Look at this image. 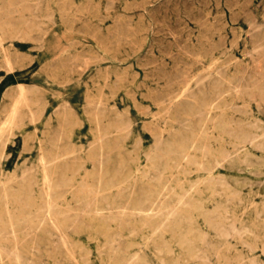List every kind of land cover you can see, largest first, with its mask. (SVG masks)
Here are the masks:
<instances>
[{"label":"rangeland","instance_id":"1","mask_svg":"<svg viewBox=\"0 0 264 264\" xmlns=\"http://www.w3.org/2000/svg\"><path fill=\"white\" fill-rule=\"evenodd\" d=\"M0 1V208L16 204L25 168L32 200L46 201L39 158L48 154L64 169V187L58 171L48 182L49 209L70 222L61 233L48 222L20 246L0 238V264H264V0ZM138 207L152 209L149 220ZM82 221L91 223L75 228Z\"/></svg>","mask_w":264,"mask_h":264},{"label":"bare ground","instance_id":"2","mask_svg":"<svg viewBox=\"0 0 264 264\" xmlns=\"http://www.w3.org/2000/svg\"><path fill=\"white\" fill-rule=\"evenodd\" d=\"M8 1V0H7ZM24 1V0H23ZM23 1H21L22 3H23ZM25 1H27V0H25ZM40 1H43V0H40ZM39 1V2H40ZM248 1V0H247ZM250 1V0H249ZM1 2V1H0ZM3 2H4V0H3ZM20 2V1H19ZM38 2V1H37ZM69 2V1H68ZM68 2H67V4H68ZM112 2V1H111ZM110 2V3H111ZM209 2V1H208ZM261 2V1H260ZM9 3V2H8ZM18 3V2H17ZM16 3V4H17ZM26 3V2H25ZM28 3V2H27ZM31 3V2H30ZM35 3V2H34ZM143 3V2H142ZM237 3H238V1H237ZM246 3V2H245ZM251 4H252V2H250ZM5 4V3H4ZM21 4V3H20ZM43 4V3H42ZM107 4H108V2H107ZM114 4V3H113ZM244 4V3H243ZM243 4H241V6L243 5ZM22 5V4H21ZM25 5V4H24ZM28 5H29V3H28ZM31 5V4H30ZM34 5V4H33ZM96 5V4H95ZM2 6H3V4H2ZM35 6V5H34ZM33 6V7H34ZM40 6V5H39ZM44 6V5H43ZM206 6V5H205ZM208 6V5H207ZM12 7V6H11ZM46 7V6H45ZM113 7V6H112ZM134 7V6H133ZM212 7V6H211ZM218 7V6H217ZM231 7V6H230ZM246 7V6H245ZM8 8V7H7ZM15 8V7H14ZM14 8H13V11H14ZM36 8V7H35ZM92 8H93V6H92ZM121 8V7H120ZM242 8V7H241ZM1 10H2V8H0ZM9 9V8H8ZM18 9V8H17ZM24 9V8H23ZM40 9V8H39ZM38 9V10H39ZM48 9V8H47ZM203 9H205V8H203ZM238 9V8H237ZM262 9V8H261ZM4 10H6L7 11V13H8V11H10V9L9 10H7V9H4ZM206 10V9H205ZM263 10V9H262ZM3 11V10H2ZM12 11V10H11ZM10 11V12H11ZM12 11V12H13ZM17 11V13H18V10H16ZM36 11V10H35ZM51 11V10H50ZM73 11V10H72ZM245 11V10H244ZM250 11V10H249ZM11 12V13H12ZM15 12V11H14ZM110 12V11H109ZM215 12V11H214ZM217 12V11H216ZM238 12V11H237ZM6 13V14H7ZM33 13H36L37 14V12H34L33 11ZM45 13V12H44ZM52 13V12H51ZM105 13V12H104ZM129 13V12H128ZM251 13V12H250ZM2 14V13H1ZM32 14V13H31ZM50 14V13H49ZM122 14V13H121ZM120 14V15H121ZM206 14V13H205ZM238 14V13H237ZM102 15V14H101ZM101 15H99L100 17H101ZM109 15V14H108ZM245 15V14H244ZM243 15V16H244ZM18 16V15H17ZM65 16V15H64ZM68 16V15H67ZM122 16V15H121ZM236 16V15H235ZM6 17V16H5ZM9 17V16H8ZM24 17V16H23ZM82 17V16H81ZM87 17V16H86ZM106 17V16H105ZM207 17V16H206ZM248 17V16H247ZM1 18L2 17H0V20H1ZM13 18V17H12ZM20 18V17H19ZM31 18V17H30ZM36 18V17H35ZM50 18V17H49ZM52 18V17H51ZM63 18V17H62ZM66 18V17H65ZM208 18V17H207ZM219 18V17H218ZM258 18V17H257ZM14 19H17V18H14ZM21 19V18H20ZM53 19V18H52ZM222 19V18H221ZM234 19V18H233ZM246 19V18H245ZM251 19V18H250ZM262 19V18H261ZM264 19V18H263ZM41 20V19H40ZM60 20V19H59ZM83 20H84V17H83ZM132 20V19H131ZM247 20V19H246ZM245 20V21H246ZM253 20H255V19H253ZM5 21L7 22V20L5 19ZM11 21V20H10ZM9 21V22H10ZM13 21V20H12ZM11 21V22H12ZM24 22H25V20H23ZM22 21V22H23ZM31 20H29V22H30ZM53 21V20H52ZM78 21V20H77ZM87 21V20H86ZM117 21V20H116ZM226 21V20H225ZM244 21V22H245ZM2 22V21H1ZM4 22V21H3ZM13 22H15V20L13 21ZM12 22V23H13ZM44 22V21H43ZM54 22V21H53ZM133 22V21H132ZM250 22V21H249ZM260 22H261V20H260ZM259 22V23H260ZM262 22H264V21H262ZM26 23H27V21H26ZM116 23V22H115ZM128 23V22H127ZM204 23H205V20H204ZM256 23V22H255ZM29 24V23H28ZM119 24V23H118ZM199 24V23H198ZM211 24H212V22H211ZM215 24V23H214ZM264 24V23H263ZM38 25V24H37ZM82 25V24H81ZM130 25V24H129ZM249 25V24H248ZM253 25V24H252ZM251 25V26H252ZM8 26V25H7ZM86 26V25H85ZM120 26V25H119ZM125 26V25H124ZM205 26V25H204ZM250 26V27H251ZM256 26V25H255ZM25 27V26H24ZM34 27V26H33ZM44 27V26H43ZM84 27V26H83ZM82 27V28H83ZM96 27H97V24H96ZM95 27V28H96ZM263 27V26H262ZM0 28H2V27H0ZM86 28V27H85ZM111 28V27H110ZM119 28V27H118ZM121 29H120V31L122 30V27H120ZM127 29H129L128 27H126ZM137 28V27H136ZM139 28V27H138ZM143 28H145L144 26H143ZM207 28V27H206ZM222 28V27H221ZM230 28V27H229ZM248 28V27H247ZM6 28H4V30H5ZM27 29V28H26ZM33 29V28H32ZM97 29V28H96ZM115 29V28H114ZM209 29H210V27H209ZM215 29V28H214ZM213 29V30H214ZM218 29H220V28H218ZM245 29H246V27H245ZM3 30V29H2ZM82 30V29H81ZM83 30H84V28H83ZM87 30V29H86ZM91 30V29H90ZM116 30V29H115ZM126 30V29H125ZM252 30H253V26H252ZM36 31V30H35ZM119 31V32H120ZM127 31V30H126ZM129 31V30H128ZM134 31V30H133ZM254 31H255V29H254ZM1 32V31H0ZM3 32V31H2ZM13 32V31H12ZM26 32V31H25ZM46 32V31H45ZM45 32L43 33V35L45 34ZM106 32V31H105ZM211 32H212V30H211ZM223 32V31H222ZM225 32V31H224ZM28 33V32H27ZM36 33V32H35ZM107 33V32H106ZM115 33V32H114ZM122 33V32H121ZM123 33H125L124 31H123ZM254 33V32H253ZM258 33V32H257ZM261 33V32H260ZM16 34V33H15ZM19 34H21V32L19 33ZM34 34V33H33ZM93 34V33H92ZM99 34V33H98ZM125 34H127V33H125ZM215 34V33H214ZM263 34V33H262ZM10 35V34H9ZM27 35V34H26ZM29 35V34H28ZM36 35H38V33L36 34ZM109 35H110V33H109ZM202 35H203V32H202ZM213 35V34H212ZM251 35V34H250ZM260 35V34H259ZM2 36V35H1ZM0 36V37H1ZM13 36H15V35H12L11 37H13ZM30 36V35H29ZM96 36V35H95ZM127 36V35H126ZM199 36V35H198ZM219 36V35H218ZM264 36V35H263ZM38 37V36H37ZM242 37V36H241ZM252 37V36H251ZM262 37V36H261ZM2 38V37H1ZM7 38H9V36L7 37ZM29 37H27V39H28ZM31 38V37H30ZM113 38V37H112ZM117 38V37H116ZM222 38H224V37H222ZM256 38H257V36H256ZM41 39H42V37H41ZM132 39V38H131ZM203 39V38H202ZM221 39V38H220ZM238 39V38H237ZM118 40H120V38L118 39ZM125 40V39H124ZM201 40V39H200ZM242 40V39H241ZM11 41V40H10ZM23 41V40H22ZM33 41V40H32ZM36 41V40H35ZM35 41H33V42H35ZM132 41V40H131ZM130 41V42H131ZM196 41H197V39H196ZM199 41V40H198ZM225 41V40H224ZM37 42V41H36ZM113 42V41H112ZM217 42V41H216ZM198 43V42H197ZM219 43H220V41H219ZM5 44V43H4ZM73 44V43H72ZM116 44V43H115ZM125 44V43H124ZM127 44V43H126ZM202 44V43H201ZM225 44V43H224ZM223 44V45H224ZM259 44V43H258ZM1 45H2V43H1ZM95 45V44H94ZM93 45V46H94ZM110 45V44H109ZM112 45V44H111ZM184 45V44H183ZM208 45V44H207ZM217 45H219L218 43H217ZM220 45H222L221 43H220ZM234 45V44H233ZM69 46H70V44H69ZM114 46V45H113ZM130 46V45H129ZM152 46V45H151ZM194 46V45H193ZM99 47H101V46H99ZM132 47V46H131ZM180 47H182V46H180ZM200 47V46H199ZM63 48V47H62ZM69 48H71V47H69ZM147 48V47H146ZM206 48V47H205ZM219 48V47H218ZM7 49V48H6ZM12 49V48H11ZM10 49V50H11ZM180 49V48H179ZM221 49V48H220ZM233 49V48H232ZM259 49V48H258ZM263 49V48H262ZM0 50H2V49H0ZM123 50V49H122ZM152 50V49H151ZM181 50V49H180ZM187 50H189V49H187ZM197 50V49H196ZM208 50V49H207ZM206 50V51H207ZM210 50V49H209ZM260 50H261V48H260ZM264 50V49H263ZM263 50H262V52H263ZM126 51V50H125ZM226 51V50H225ZM224 51V52H225ZM257 51V50H256ZM256 51H255V53H256ZM9 52V51H8ZM65 52V51H64ZM85 52V51H84ZM133 52V51H132ZM193 52V51H192ZM198 52V51H197ZM202 52V51H201ZM221 52H222V50H221ZM248 52V51H247ZM261 52V53H262ZM63 53V52H62ZM142 53V52H141ZM3 54V53H2ZM10 54V53H9ZM12 54V53H11ZM21 54L22 53H20V55L19 56H21ZM68 54V53H67ZM66 54V55H67ZM213 54V53H212ZM211 54V55H212ZM220 54V53H219ZM221 54H224L223 52L221 53ZM227 54V53H226ZM259 54V53H258ZM17 55V54H16ZM90 55V54H89ZM95 55V54H94ZM99 55V54H98ZM205 55V54H204ZM225 55V54H224ZM229 55H230V53H229ZM62 56V55H61ZM74 56V55H73ZM76 56V55H75ZM83 56V55H82ZM142 56V55H141ZM231 56H233V55H231ZM8 57H9V55H8ZM13 57V56H12ZM90 57H92V56H90ZM120 57V56H119ZM144 57V56H143ZM178 57V56H177ZM203 57V56H202ZM205 57V56H204ZM251 57V56H250ZM2 58V57H1ZM59 58H62V57H60L59 56ZM149 58V57H148ZM198 58V57H197ZM255 58H256V56H255ZM263 58H264V56H263ZM262 58V59H263ZM27 59V58H26ZM25 59V60H26ZM72 59V58H71ZM75 59V58H74ZM91 59V58H90ZM101 59H103V58H101ZM100 59V60H101ZM192 59V58H191ZM194 59V58H193ZM199 59V58H198ZM211 59V58H210ZM225 59H227V58H225ZM18 60V59H17ZM20 60V59H19ZM58 60V59H57ZM60 60V59H59ZM64 60H66V59H64ZM82 60V59H81ZM92 60V59H91ZM97 59H95V61H96ZM104 60V59H103ZM252 60V59H251ZM259 60H261V59H259ZM98 61V60H97ZM161 61V60H160ZM181 61V60H180ZM188 61H189V59H188ZM192 61V60H191ZM196 61V60H195ZM204 61H206V60H204ZM216 61V60H215ZM10 62H11V60H10ZM15 62V61H14ZM65 63L66 61H62V63ZM129 62V61H128ZM183 62V61H182ZM187 62V61H186ZM197 62V61H196ZM217 62V61H216ZM226 62V61H225ZM239 62V61H238ZM253 62V61H252ZM22 63V62H21ZM56 63H57V61H56ZM81 63V62H80ZM94 63V62H93ZM184 63V62H183ZM195 63V62H194ZM236 63H237V61H236ZM263 63V62H262ZM2 64V63H1ZM0 64V65H1ZM15 64V63H14ZM24 64V63H23ZM22 64V65H23ZM61 64V63H60ZM102 64V63H101ZM111 64V63H110ZM118 64V63H117ZM125 64V63H124ZM19 65H20V63H19ZM51 65V64H50ZM57 65V64H56ZM65 65V64H64ZM70 65V64H69ZM100 65V64H99ZM182 65V64H181ZM247 65V64H246ZM2 66H4V65H2ZM147 66V65H146ZM218 66V65H217ZM233 66V65H232ZM236 66V65H235ZM244 66V65H243ZM71 67H73V66H71ZM170 67V66H169ZM219 67H220V65H219ZM228 67V66H227ZM18 68V67H17ZM153 68V67H152ZM202 68V67H201ZM242 68V67H241ZM259 68V67H258ZM68 69V68H67ZM99 69V68H98ZM105 69V68H104ZM115 69V68H114ZM182 69V68H181ZM220 69V68H219ZM247 69V68H246ZM76 70V69H75ZM74 70V71H75ZM93 70H94V68H93ZM153 70V69H152ZM184 70V69H183ZM203 70V69H202ZM209 70V69H208ZM214 70H216V68L214 69ZM218 70V69H217ZM214 71L215 73H218V72H222L223 70H219V71ZM242 70V69H241ZM167 71V70H166ZM174 71V70H173ZM175 72V71H174ZM186 72V71H185ZM264 72V71H263ZM71 73H72V71H71ZM75 73V72H74ZM99 73V72H98ZM105 73H106V70H105ZM183 73H184V71H183ZM213 73V72H212ZM214 73V74H215ZM260 73H262V72H260ZM76 74H77V72H76ZM85 74V73H84ZM100 74V73H99ZM112 74H113V71H112ZM156 74V73H155ZM154 74V75H155ZM170 74V73H169ZM174 74V73H173ZM189 74V73H188ZM202 74V73H201ZM201 74H200V76H201ZM204 74V73H203ZM221 74H223V73H221ZM86 75H88V74H86ZM125 75V74H124ZM164 75V74H163ZM183 75V74H182ZM181 75V76H182ZM198 75H199V73H198ZM224 75V74H223ZM237 75H239V74H237ZM96 76V75H95ZM106 76V75H105ZM176 76H178V75H176ZM210 76V75H209ZM225 76V75H224ZM240 76V75H239ZM77 77V76H76ZM84 77V76H83ZM82 77V78H83ZM173 77V76H172ZM175 77V76H174ZM179 77V76H178ZM185 77V76H184ZM211 77V76H210ZM235 77H237V76H235ZM65 78H66V76H65ZM116 78V77H115ZM177 78V77H176ZM238 78V77H237ZM236 78V79H237ZM60 79V78H59ZM74 79V78H73ZM132 79V78H131ZM160 79V78H159ZM165 79V78H164ZM192 79V78H191ZM208 79V78H207ZM233 79H234V77H233ZM243 79H244V77H243ZM76 80V79H75ZM84 80V79H83ZM117 80V79H116ZM174 80V79H173ZM183 80V79H182ZM189 80H190V78H189ZM198 80V79H197ZM235 80V79H234ZM254 80V79H253ZM169 81V80H168ZM181 81V80H180ZM230 81V80H229ZM237 81V80H236ZM186 82V81H185ZM198 82V81H197ZM205 82H206V79H205ZM218 83L217 82V77L214 75V79H213V83ZM233 82V81H232ZM245 82V81H244ZM261 82V81H260ZM82 83V82H81ZM99 83V82H98ZM104 83V82H103ZM114 83V82H113ZM168 83V82H167ZM175 83V82H174ZM202 83V82H201ZM207 83H208V81H207ZM229 83V82H228ZM259 83V82H258ZM263 83V82H262ZM165 84V83H164ZM171 84V83H170ZM212 84V83H211ZM227 84V83H226ZM27 85V84H26ZM63 85V84H62ZM85 85H86V83H85ZM92 85V84H91ZM176 85V84H175ZM174 85V86H175ZM192 85V84H191ZM216 85H219V84H216ZM239 85H240V83H239ZM18 86H19V89H20V96H21V99L22 100H24V101H27V99H28V96L25 94V93H23V90H24V86H23V84H21V83H19L18 84ZM31 86V85H30ZM35 86V85H34ZM93 86V85H92ZM204 86V85H203ZM229 86V85H228ZM65 87V86H64ZM100 87V86H99ZM168 87H170V85L168 86ZM195 87V86H194ZM199 87V86H198ZM222 87V86H221ZM233 87V86H232ZM26 88H28V87H26ZM33 88V87H32ZM85 88V87H84ZM110 88V87H109ZM167 88V87H166ZM178 88V87H177ZM177 88L175 89V90H177ZM182 88V87H181ZM186 88V87H185ZM189 88V87H188ZM196 88V87H195ZM262 88V87H261ZM111 89V88H110ZM154 89V88H153ZM152 89V90H153ZM168 89V88H167ZM173 89V88H172ZM199 89V88H198ZM214 89H216V88H214ZM239 89V88H238ZM244 89V88H243ZM30 90V89H29ZM29 90H27V91H29ZM85 90V89H84ZM174 90V91H175ZM196 90V89H195ZM206 90V89H205ZM223 90V89H222ZM237 90V89H236ZM26 91V92H27ZM101 91V90H100ZM99 91V92H100ZM209 91V90H208ZM208 91H207V93H208ZM248 91H249V88H248ZM190 92V91H189ZM193 92V91H192ZM191 92V93H192ZM186 93H188L187 92V90H186ZM200 93V92H199ZM198 93V94H199ZM221 93V92H220ZM229 93V92H228ZM234 93H235V91H234ZM261 93H262V91H261ZM17 94V93H16ZM87 94V93H86ZM161 94V93H160ZM165 94H166V92H165ZM170 94H172V93H170ZM175 94H176V92H175ZM201 94V93H200ZM218 94V93H217ZM263 94V93H262ZM10 95V94H9ZM51 95V94H50ZM91 95H92V93H91ZM140 95V94H139ZM162 95V94H161ZM160 95V96H161ZM184 95H186L185 94V92H184ZM17 96V95H16ZM95 96V95H94ZM146 96H147V94H146ZM153 96V95H152ZM155 96V95H154ZM153 96V97H154ZM158 96V95H157ZM167 96V95H166ZM170 96H172V95H170ZM176 96V95H175ZM202 96V95H201ZM209 96H211V95H209ZM44 97V96H43ZM50 97V96H49ZM143 97V96H142ZM163 97V96H162ZM205 97V96H204ZM212 97H214V95L212 96ZM156 98V97H155ZM161 98V97H160ZM159 98V99H160ZM178 98V97H177ZM181 98H182V95H181ZM185 98H187V97H185ZM221 98H223V97H221ZM260 98V97H259ZM86 99H88V98H86ZM180 99V98H179ZM218 99H220V98H218ZM172 100V99H171ZM97 101H99V100H97ZM114 101V100H113ZM173 101V100H172ZM179 101V100H178ZM188 101V100H187ZM224 101V100H223ZM84 102V101H83ZM96 102V101H95ZM168 102V101H167ZM184 102H186V101H184ZM190 102V101H189ZM195 102V101H194ZM200 102V101H199ZM198 102V103H199ZM234 102V101H233ZM89 103V102H88ZM174 103H176V102H174ZM179 103V102H178ZM177 103V104H178ZM193 103V102H192ZM201 103V102H200ZM203 103V102H202ZM216 103V102H215ZM65 105H66V103H64ZM68 104V103H67ZM91 104V103H90ZM170 104V103H169ZM180 104V103H179ZM184 104V103H183ZM186 104V103H185ZM257 104V103H256ZM37 105V104H36ZM82 105V104H81ZM85 105V107H86V104H84ZM92 105V104H91ZM98 105V104H97ZM162 105V104H161ZM174 105H176V104H174ZM189 105V104H188ZM202 105H204V104H202ZM213 105V104H212ZM211 105V106H212ZM229 105V104H228ZM69 106H71V105H69ZM94 106H96V105H94ZM100 106H102V105H100ZM169 106V105H168ZM185 106V105H184ZM233 106H235V105H233ZM233 106H231V107H233ZM257 106H259L258 104H257ZM107 107V106H106ZM175 107V106H174ZM179 107V106H178ZM178 107H176L177 109H178ZM182 107V106H181ZM198 107V106H197ZM14 108V107H13ZM97 108V107H96ZM103 108V107H102ZM151 108V107H150ZM166 108V107H165ZM169 108V107H168ZM171 108H173V107H171ZM186 108V107H185ZM240 108H241V106H240ZM3 109V108H2ZM5 109V108H4ZM3 109V110H4ZM67 109V108H66ZM113 109H114V107H113ZM170 109V108H169ZM180 109H182V108H180ZM179 109V110H180ZM187 109H189L188 107H187ZM210 109H211V107H210ZM241 109H243V107L241 108ZM6 110V109H5ZM64 110H65V107H64ZM104 110H106V109H104ZM110 110V109H109ZM34 111V110H33ZM137 111V110H136ZM167 111V110H166ZM165 111V112H166ZM177 111V110H176ZM195 111H198V110H195ZM202 111H205V110H202ZM220 111V110H219ZM234 111V110H233ZM261 111V110H260ZM93 112V111H92ZM145 112H147V111H145ZM178 112V111H177ZM199 112H200V110H199ZM206 112V111H205ZM221 112V111H220ZM224 112V111H223ZM262 112V111H261ZM8 113V112H7ZM6 113V114H7ZM14 113V112H13ZM94 113V112H93ZM124 113V112H123ZM180 113V112H179ZM203 113V112H202ZM201 113V114H202ZM207 113V112H206ZM206 113H204V114H206ZM225 113V112H224ZM149 114V113H148ZM181 114H182V112H181ZM123 115V114H122ZM125 115V114H124ZM127 115V114H126ZM125 115V116H126ZM177 115V114H176ZM183 115V114H182ZM198 115V114H197ZM33 116V115H32ZM128 116V115H127ZM186 116V115H185ZM206 116V115H205ZM208 116V115H207ZM1 117H2V115H1ZM15 117L17 118V119H21L22 117L19 115V114H15ZM29 117H30V115H29ZM144 117V116H143ZM180 116H178V118H179ZM200 117V116H199ZM199 117H197L198 119H200ZM181 118V120L183 119L182 118V116L180 117ZM179 118V119H180ZM193 118V117H192ZM129 118H127V120H128ZM165 119L166 118H164V121H165ZM187 119V118H186ZM190 119V118H189ZM188 119V120H189ZM14 120V119H13ZM102 120V119H101ZM114 120V119H113ZM159 120H160V118H159ZM167 120V119H166ZM170 120V119H169ZM168 120V121H169ZM184 120V119H183ZM4 121V120H3ZM96 121H97V119H96ZM96 121H95V124H96ZM136 121V120H135ZM214 121V119L212 120V123H214L213 122ZM254 121V120H253ZM75 122V121H74ZM171 122V121H170ZM173 122V121H172ZM181 122V121H180ZM187 122V121H186ZM217 122V121H216ZM249 122V121H248ZM106 123V122H105ZM169 123V122H168ZM228 123V122H227ZM15 124V123H14ZM76 124H77V122H76ZM117 124V123H116ZM128 124V123H127ZM171 124H173V123H171ZM196 125H197V123H195ZM211 124V123H210ZM12 125V124H11ZM111 125V124H110ZM121 123H119V124H117V125H115L114 127L117 129V128H121ZM182 125V124H181ZM189 125V124H188ZM222 125V124H221ZM234 125V124H233ZM16 126V125H15ZM53 126V125H52ZM96 126V125H95ZM109 126V125H108ZM128 125H126V127H127ZM192 126V125H191ZM6 127V126H5ZM5 127L2 129V130H4L5 129ZM10 127V126H9ZM8 127V128H9ZM178 127V126H177ZM185 128H186V126H184ZM198 127V126H197ZM237 127V126H236ZM17 128V127H16ZM113 128V127H112ZM175 128V127H174ZM189 128V127H188ZM104 129V128H103ZM128 129V128H127ZM187 129V128H186ZM192 129V128H191ZM202 129V128H201ZM261 129V128H260ZM10 130V129H9ZM62 130V129H61ZM157 130H159V129H157ZM168 130H172V129H168ZM180 130V129H179ZM208 130V129H207ZM127 131V130H126ZM162 131V130H161ZM212 131V130H211ZM171 132V131H170ZM185 132V131H184ZM8 133V132H7ZM107 133H109V132H102L101 133V135H102V137H103V135H105V134H107ZM125 133V132H124ZM180 133V132H179ZM186 133V132H185ZM251 133V132H250ZM11 134V133H10ZM61 134V133H60ZM115 134H116V132H115ZM125 134H127V133H125ZM200 134V133H199ZM233 134V133H232ZM234 134H236V133H234ZM247 134V133H246ZM252 134H254V133H252ZM256 134V133H255ZM5 135H6V133H5ZM4 135V136H5ZM99 135V134H98ZM188 135V134H187ZM203 135V134H202ZM206 135V134H205ZM264 135V133H262V136ZM11 136V135H10ZM9 136V137H10ZM153 136V135H152ZM170 136H171V134H170ZM200 136V135H199ZM258 136V135H257ZM256 136V137H257ZM3 137V136H2ZM1 137V138H2ZM46 137V136H45ZM105 137V136H104ZM106 137H107V135H106ZM105 137V138H106ZM120 137V136H119ZM162 137H164V136H162ZM182 137H184V136H182ZM127 138V137H126ZM174 138H177V137H174ZM180 138V137H179ZM189 138V137H188ZM221 138V137H220ZM7 139V138H6ZM5 139V140H6ZM59 139H60V137H59ZM89 139V138H88ZM92 139V138H91ZM99 139V138H98ZM123 139V138H122ZM167 139V138H166ZM206 139V138H205ZM248 139V138H247ZM4 140V141H5ZM8 140V139H7ZM39 140V139H38ZM66 140V139H65ZM94 140V139H93ZM120 140V139H119ZM118 140V141H119ZM138 140H140L139 138H138ZM164 140H165V138H164ZM172 140V139H171ZM186 140H187V138H186ZM251 140V139H250ZM3 141V140H2ZM120 141H122V140H120ZM119 141V142H120ZM215 141V140H214ZM51 142V141H50ZM95 142V141H94ZM99 142V141H98ZM103 141H101V143H102ZM134 142V141H133ZM248 141H246V143H247ZM152 143H154V142H152ZM156 143V142H155ZM243 143V142H242ZM2 144V143H1ZM0 144V145H1ZM50 144V143H49ZM49 144H48V146H49ZM58 144V143H57ZM119 144V143H118ZM171 144H173V143H171ZM192 144V143H191ZM218 144V143H217ZM44 145V144H43ZM72 145V144H71ZM117 145V144H116ZM165 145H166V143H165ZM175 145V144H174ZM204 145V144H203ZM209 145V144H208ZM102 146V145H101ZM133 146H134V144H133ZM136 146H137V144H136ZM167 146V145H166ZM186 146V145H185ZM190 146V145H189ZM205 146V145H204ZM5 147V146H4ZM3 147V148H4ZM53 147V146H52ZM89 147V146H88ZM116 147V146H115ZM155 147V146H154ZM177 147V146H176ZM193 147V146H192ZM244 147V146H243ZM166 148V147H165ZM191 148V147H190ZM202 148H203V146H202ZM258 148V147H257ZM57 149V148H56ZM151 149V148H150ZM186 149V148H185ZM75 150V149H74ZM117 150V149H116ZM152 150V149H151ZM166 150V149H165ZM178 150V149H177ZM206 149H203V152L205 151ZM78 151V150H77ZM101 151V150H100ZM150 151V150H149ZM154 151V150H153ZM60 152V151H59ZM109 153V152H108ZM157 153H159V152H157ZM180 153V152H179ZM3 154V153H2ZM100 154H101V152H100ZM106 154H107V152H106ZM183 154V153H182ZM186 154V153H185ZM69 155V154H68ZM126 155V154H125ZM177 155V154H176ZM176 155H174V156H176ZM72 156V155H71ZM74 156V155H73ZM101 156V155H100ZM99 156V157H100ZM108 156V155H107ZM116 156V155H115ZM145 156V155H144ZM191 156V155H190ZM1 157V156H0ZM78 157V156H77ZM161 157V156H160ZM227 157V156H226ZM225 157V158H226ZM56 158V157H55ZM65 158H67V157H65ZM118 158V157H117ZM120 158V157H119ZM154 158V157H153ZM186 158V157H185ZM192 158V157H191ZM60 159V158H59ZM69 160H70V158H68ZM99 159V158H98ZM137 159H138V157H137ZM159 159V158H158ZM163 159V158H162ZM215 159V158H214ZM56 160V159H55ZM61 160V159H60ZM91 160V159H90ZM104 160V159H103ZM118 160V159H117ZM122 160V159H121ZM127 160H129L128 158H127ZM150 160V159H149ZM153 160V159H152ZM195 160V159H194ZM222 160H223V158H222ZM39 161H40V167H41V180H42V182H43V184H46L45 186H47V188L45 189V197H46V201L45 202H36V201H34V200H32V198H31V196L29 195V193H28V191L30 190V187H31V183H32V181H33V177H32V174L30 173V171L28 170V169H23L22 170V172L20 173V175H18V176H16V178H17V181H16V183H15V186H14V191H13V193L11 194V200L12 201H14V202H16V204L15 205H13V207L10 209V210H8V209H4V208H0V238H1V240H4V242L5 241H7V242H10V243H12V245L14 246H16L17 244H19L20 242H24V241H26V240H30L31 238H32V236H31V234L35 231V230H37V229H39V230H44V228H45V224H47L48 222L50 223L51 222V226L49 227V228H53L54 230H59L60 231V233L61 232H63L62 231V227L63 226H65L66 224H68L69 225V223H68V220L66 219V218H57V217H55L56 215L53 213V212H51V211H53L52 209H51V211H50V209H49V207L51 206L50 205V195H49V192H50V189H51V184H49L50 182V180L52 179V177H53V175L55 174V172H57L58 171V175H59V177H58V179H57V181H56V183L58 184V185H60V186H62V187H64V185H61L60 183H63V181L64 180H62V174H63V170H54V167H53V165H54V162L55 161H53V157H51L50 155H48V154H43V155H41L40 156V158H39ZM58 161V160H57ZM77 161V160H76ZM100 161V160H99ZM147 161H148V159H147ZM163 161V160H162ZM187 161V160H186ZM94 162V161H93ZM103 162V161H102ZM163 162H165V161H163ZM191 162V161H190ZM213 162V161H212ZM96 163V162H95ZM100 163V162H99ZM186 163V162H185ZM202 163V162H201ZM101 164V163H100ZM124 164H126L125 163V161H124ZM158 164H159V162H158ZM115 165V164H114ZM118 165H121L120 163L118 164ZM202 165V164H201ZM216 165V164H215ZM218 165V164H217ZM109 166V165H108ZM113 166V165H112ZM123 166V165H122ZM122 166H120V168L122 167ZM129 166V165H128ZM214 166V165H213ZM219 166H220V164H219ZM143 167V166H142ZM70 168V167H69ZM116 168H119V167H116ZM138 168V167H137ZM178 168H180V167H178ZM21 169V168H20ZM181 169V168H180ZM238 169V168H237ZM183 170V169H182ZM29 171V172H28ZM109 171V170H108ZM136 171H137V169H136ZM149 171V170H148ZM210 171V170H209ZM258 171V170H257ZM110 172V171H109ZM152 172V171H151ZM154 172H155V170H154ZM157 172V171H156ZM84 173H85V171H84ZM115 173V172H114ZM144 173V172H143ZM188 173V172H187ZM1 174V173H0ZM119 174V173H118ZM147 174H148V172H147ZM147 174H145V176L147 175ZM158 174H160V173H158L157 172V174L156 175H158ZM172 174V173H171ZM81 176V175H80ZM104 176V175H103ZM102 176V177H103ZM107 176V175H106ZM218 176V175H217ZM82 177V176H81ZM99 177V176H98ZM131 178V177H130ZM136 178V177H135ZM148 178V177H147ZM84 179V178H83ZM85 179H86V177H85ZM100 179V178H99ZM106 179V178H105ZM108 179V178H107ZM161 179V178H160ZM220 179H222V178H220ZM151 180V179H150ZM155 180H156V178H155ZM81 181V180H80ZM113 181V180H112ZM132 181H134V183H135V181L136 180H132ZM49 182V183H48ZM103 182V181H102ZM157 182V181H156ZM155 182V183H156ZM160 182V181H159ZM251 182V181H250ZM1 183H3V182H1ZM5 183V182H4ZM54 183V182H53ZM55 183V184H56ZM97 183H98V181H97ZM104 183V182H103ZM134 183H132V184H134ZM164 183V182H163ZM261 183V182H260ZM105 184V183H104ZM144 184V183H143ZM194 184V183H193ZM256 184H258V183H256ZM3 185V184H2ZM98 185H99V183H98ZM108 185V184H107ZM129 185H130V183H129ZM145 185V184H144ZM179 185H181V184H179ZM4 186V185H3ZM82 186V185H81ZM86 186V185H85ZM259 186V185H258ZM1 187V186H0ZM136 187V186H135ZM146 187V186H145ZM148 187V186H147ZM164 187H166V185L164 186ZM149 188V187H148ZM153 188V187H152ZM43 189H44V187H43ZM121 189H122V187H121ZM126 190H127V188H125ZM133 189V188H132ZM165 189V188H164ZM163 189V190H164ZM190 189V188H189ZM2 190H4V189H2ZM92 190V189H91ZM98 190V189H97ZM116 190H118V189H116ZM123 190V189H122ZM5 191V190H4ZM82 191H84V190H82ZM87 191V190H86ZM111 191V190H110ZM141 191V190H140ZM77 192V191H76ZM119 192V191H118ZM132 192V191H131ZM141 192H143V191H141ZM237 192V191H236ZM4 193V192H3ZM2 193V194H3ZM58 193V192H57ZM95 193V192H94ZM182 193V192H181ZM186 193H187V191H186ZM99 194V193H98ZM131 194V193H130ZM188 194V193H187ZM44 195V194H43ZM118 195V194H117ZM120 195V194H119ZM118 195V196H119ZM3 196H4V194L2 195V198H3ZM6 196V195H5ZM52 196V195H51ZM86 196H88V195H86ZM96 196V195H95ZM109 196H111V194L109 195ZM116 196V195H115ZM128 196V195H127ZM149 196H151V194L149 195ZM187 196V195H186ZM102 197V196H101ZM144 197V196H143ZM158 197V196H157ZM64 198V197H63ZM95 198V197H94ZM99 198V197H98ZM128 198H130V197H128ZM166 198H168V197H166ZM4 199V198H3ZM89 199H91V198H89ZM111 199V198H110ZM141 199V198H140ZM147 199V198H146ZM151 199V198H150ZM176 199V198H175ZM230 199H232V197L230 198ZM76 200V199H75ZM180 200V199H179ZM1 201V200H0ZM60 201V200H59ZM148 201V200H147ZM76 202V201H75ZM78 202V201H77ZM111 202H113V201H111ZM110 202V203H111ZM119 202V201H118ZM179 201H177V203H178ZM184 202V201H183ZM188 202V201H187ZM51 203H53V202H51ZM55 203V202H54ZM79 203V202H78ZM107 203V202H106ZM62 204H64V203H62ZM66 204V203H65ZM82 204V203H81ZM88 204V203H87ZM113 204V203H112ZM112 204L110 205L111 207H112ZM123 204V203H122ZM182 204V203H181ZM50 205V206H49ZM53 205V204H52ZM68 205V204H67ZM84 205H85V203H84ZM91 205V204H90ZM150 205V204H149ZM148 205V206H149ZM168 205V204H167ZM83 206V205H82ZM127 206V205H126ZM129 206V205H128ZM133 206V205H132ZM53 207V206H52ZM62 207V206H61ZM89 207V204L87 205V208ZM172 207H174L173 205H172ZM51 208V207H50ZM54 208V207H53ZM164 208V207H163ZM88 209H90V208H88ZM125 209V208H124ZM123 209V210H124ZM149 209H151L150 207H146V208H144V207H138V212H146V214H145V216H144V218L146 219V220H149L150 219V215H148L147 214V211L149 210ZM202 209V208H201ZM98 210V208L96 207V205H95V208L93 209V211H97ZM122 210V211H123ZM152 210V209H151ZM71 211H72V209H71ZM79 211V210H78ZM85 211V210H84ZM110 211H112V210H110ZM119 211V210H118ZM164 211V210H163ZM162 211V212H163ZM169 211H170V209H169ZM169 211H168V213H169ZM103 212V211H102ZM117 212V211H116ZM125 212V211H124ZM127 212V211H126ZM132 212V211H131ZM156 212V211H155ZM158 212H159V210H158ZM171 212H173V211H171ZM59 213V212H58ZM63 213V212H62ZM113 213V212H112ZM132 213H134V211L132 212ZM136 213V212H135ZM153 213H154V211H153ZM164 213V212H163ZM173 213H175V211L173 212ZM172 213V214H173ZM72 214V213H71ZM71 214H70V216H71ZM77 214V213H76ZM85 214V213H84ZM102 213H100V215H101ZM137 214H139V213H137ZM171 214V213H170ZM69 215V214H68ZM79 215H81V214H79ZM136 215V214H135ZM75 216V215H74ZM118 216V215H117ZM166 216V215H165ZM171 216V215H170ZM81 217V216H80ZM129 218V217H128ZM127 218V219H128ZM132 218V217H131ZM171 218V217H170ZM169 218V219H170ZM185 218V217H184ZM76 219H79V218H77L76 217ZM75 219V220H76ZM93 219V217L91 218V216H90V218H89V220H92ZM130 219V218H129ZM134 219V218H133ZM167 219H168V217H167ZM72 221V220H71ZM76 222V221H75ZM131 222V221H130ZM148 222V221H147ZM235 222V221H234ZM90 221H86L85 223H84V221H82V223H79L78 222V224H76V225H74L75 226V228H77V229H81L84 225H90ZM129 223V222H128ZM179 223V222H178ZM212 223V222H211ZM160 224V223H159ZM229 224V223H228ZM132 225H134V224H132ZM162 225V224H161ZM212 225L217 229V230H220V229H222V227H223V223H222V221L221 220H218V221H213V223H212ZM159 226V225H158ZM70 227H71V225H70ZM122 227H123V225H122ZM74 228V227H73ZM226 228V227H225ZM64 229H65V227H64ZM230 229H231V227H230ZM233 229V228H232ZM52 230V229H51ZM119 230V229H118ZM212 230V229H211ZM235 230V229H234ZM72 231V230H71ZM222 231V230H221ZM224 231V233H226V231L227 230H223ZM222 231V232H223ZM229 231V230H228ZM235 231H237V229L235 230ZM46 232H48V230L46 231ZM68 232V231H67ZM215 232V231H214ZM58 233V232H57ZM65 233V232H64ZM220 233V232H219ZM44 234V233H43ZM55 234V233H54ZM53 234V235H54ZM171 234V233H170ZM217 234V233H216ZM231 234H232V232H231ZM238 234V233H237ZM61 235V234H60ZM86 236V235H85ZM225 237H227L226 235H224ZM232 236V235H231ZM87 237V236H86ZM218 237V236H217ZM233 237V236H232ZM64 238H65V236H64ZM119 238V237H118ZM230 238V237H229ZM52 239V238H51ZM116 239H117V237H116ZM228 239V238H227ZM231 239V238H230ZM54 240V239H53ZM56 240V239H55ZM64 240V239H63ZM127 240V239H126ZM229 240V239H228ZM37 241V240H36ZM69 241V240H68ZM120 241V240H119ZM234 241V240H233ZM50 242V241H49ZM56 243V242H55ZM54 243V244H55ZM59 243V244H58ZM116 243V242H115ZM118 243V242H117ZM224 243V242H223ZM57 247L60 245V242H57ZM62 244V243H61ZM72 244V243H71ZM47 245V244H46ZM0 246H5V245H0ZM18 246H20V244L18 245ZM17 246V247H18ZM43 246V245H42ZM71 246V245H70ZM116 246H117V244H116ZM206 246V245H205ZM240 246V245H239ZM8 247V246H7ZM17 247H14V249L15 248H17ZM35 247V246H34ZM41 247V246H40ZM255 247V246H254ZM2 248V247H1ZM0 248V249H1ZM71 248V247H70ZM253 248V247H252ZM7 248H6V246L4 247V251L6 250ZM33 249V248H32ZM37 249V248H36ZM79 250V249H78ZM113 250H114V247H113ZM8 251H10L11 252V254L10 255H14V257H18V254L19 253H16V251L15 252H13V251H11V250H9V248H8V250H7V252L6 253H8ZM19 251V250H18ZM57 251H58V249H57ZM64 251V250H63ZM73 251V250H72ZM235 251V250H234ZM38 252V251H37ZM40 252V251H39ZM51 252V251H50ZM59 252V251H58ZM68 252V251H67ZM84 252V251H83ZM141 252V251H140ZM0 253H1V251H0ZM5 253V252H4ZM262 253V252H261ZM9 254V253H8ZM26 254V253H25ZM114 254V253H113ZM38 255H39V253H38ZM217 255V254H216ZM19 256H21V255H19ZM61 257H63V256H61ZM66 257H67V255H66ZM233 257V256H232ZM6 258H8V257H6ZM12 258V257H11ZM24 258H26V257H24ZM23 258V259H24ZM32 258V257H31ZM73 258H74V256H73ZM72 258V259H73ZM83 258H84V256H83ZM196 258V257H195ZM3 259V258H2ZM9 259V258H8ZM33 259V258H32ZM31 259V260H32ZM36 259V258H35ZM62 259V258H61ZM215 259V258H214ZM7 260V259H6ZM13 260V259H12ZM19 260H20V258H19ZM40 260V259H39ZM58 260V259H57ZM56 260V261H57ZM68 260V259H67ZM75 260H77V259H75ZM135 259H133V261H134ZM8 261V260H7ZM16 261V260H15ZM65 261V260H64ZM133 261H131V262H133ZM136 261V260H135ZM134 261V262H135ZM23 262V261H22ZM28 262V261H27ZM41 262V261H40ZM39 262V263H40ZM76 262V261H75ZM127 262V261H126ZM125 262V263H126ZM130 262V261H129ZM194 262H195V260H194ZM18 263H19V261H18ZM34 263H36V262H34ZM237 263V262H236ZM250 263V262H249ZM37 264V263H36ZM55 264V263H54ZM78 264V263H77ZM132 264V263H131ZM145 264V263H144ZM207 264H209V263H207Z\"/></svg>","mask_w":264,"mask_h":264}]
</instances>
